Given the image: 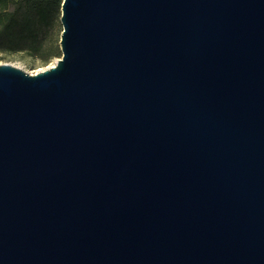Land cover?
<instances>
[{
	"label": "water",
	"instance_id": "obj_1",
	"mask_svg": "<svg viewBox=\"0 0 264 264\" xmlns=\"http://www.w3.org/2000/svg\"><path fill=\"white\" fill-rule=\"evenodd\" d=\"M61 56L0 63V264H264V0H62Z\"/></svg>",
	"mask_w": 264,
	"mask_h": 264
},
{
	"label": "trees",
	"instance_id": "obj_2",
	"mask_svg": "<svg viewBox=\"0 0 264 264\" xmlns=\"http://www.w3.org/2000/svg\"><path fill=\"white\" fill-rule=\"evenodd\" d=\"M62 0H0V52L60 56Z\"/></svg>",
	"mask_w": 264,
	"mask_h": 264
},
{
	"label": "rangeland",
	"instance_id": "obj_3",
	"mask_svg": "<svg viewBox=\"0 0 264 264\" xmlns=\"http://www.w3.org/2000/svg\"><path fill=\"white\" fill-rule=\"evenodd\" d=\"M60 56H54L47 60H43L40 57L26 51L0 52V63H8L19 67L28 73H35L38 70L54 64V61Z\"/></svg>",
	"mask_w": 264,
	"mask_h": 264
}]
</instances>
